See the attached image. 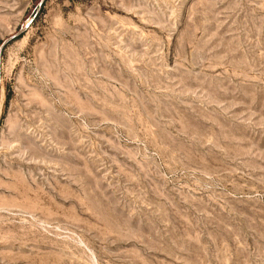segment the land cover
<instances>
[{"label": "rangeland", "instance_id": "obj_1", "mask_svg": "<svg viewBox=\"0 0 264 264\" xmlns=\"http://www.w3.org/2000/svg\"><path fill=\"white\" fill-rule=\"evenodd\" d=\"M0 0V264H264V0Z\"/></svg>", "mask_w": 264, "mask_h": 264}, {"label": "water", "instance_id": "obj_2", "mask_svg": "<svg viewBox=\"0 0 264 264\" xmlns=\"http://www.w3.org/2000/svg\"><path fill=\"white\" fill-rule=\"evenodd\" d=\"M45 2H46V0H41L40 3H39V6L41 7ZM22 32H23V31H20V32L16 33L15 35L9 37V38L3 43V45L0 47V74H1L2 53H3V48H4V46H5L9 41H13V40H15L16 38L20 37V35H21Z\"/></svg>", "mask_w": 264, "mask_h": 264}]
</instances>
